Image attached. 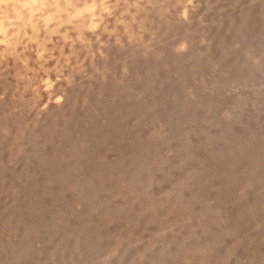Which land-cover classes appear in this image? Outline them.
Segmentation results:
<instances>
[{"label": "rangeland", "instance_id": "1", "mask_svg": "<svg viewBox=\"0 0 264 264\" xmlns=\"http://www.w3.org/2000/svg\"><path fill=\"white\" fill-rule=\"evenodd\" d=\"M8 2L0 264H264V0Z\"/></svg>", "mask_w": 264, "mask_h": 264}, {"label": "bare ground", "instance_id": "2", "mask_svg": "<svg viewBox=\"0 0 264 264\" xmlns=\"http://www.w3.org/2000/svg\"><path fill=\"white\" fill-rule=\"evenodd\" d=\"M67 11L68 10H66V5L57 9L58 13H66ZM57 12H56V14H58ZM20 17L21 16H19L17 18L20 19ZM21 24L22 25H20L19 28H16L15 26H13V24H8L4 27V29L2 28L3 37H4L3 40H5L4 45L13 47L14 50L18 51V53L23 51V42H24V39L26 38V35H27L26 25L23 24L22 22H21ZM11 50L13 51V49H11Z\"/></svg>", "mask_w": 264, "mask_h": 264}, {"label": "clouds", "instance_id": "3", "mask_svg": "<svg viewBox=\"0 0 264 264\" xmlns=\"http://www.w3.org/2000/svg\"><path fill=\"white\" fill-rule=\"evenodd\" d=\"M0 8L3 9L5 16L9 14H15L16 17L20 16V13L17 11V6L8 2V0H0Z\"/></svg>", "mask_w": 264, "mask_h": 264}]
</instances>
